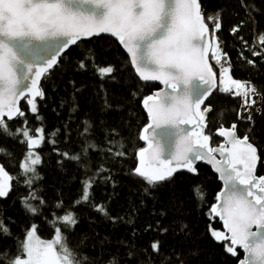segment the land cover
<instances>
[{
	"label": "snow or ice",
	"instance_id": "1",
	"mask_svg": "<svg viewBox=\"0 0 264 264\" xmlns=\"http://www.w3.org/2000/svg\"><path fill=\"white\" fill-rule=\"evenodd\" d=\"M241 5L247 11L244 0ZM207 20L212 23L215 39V32L221 27L220 16L210 14ZM236 31L239 26L233 29L234 33ZM102 33L110 34L123 45L141 80L160 81L169 89L143 102L150 123L142 128L138 139L145 141L147 147L139 150V166L132 170V175L146 185L145 194L170 180L178 171L198 175L197 161L210 164L223 181V190L216 196L217 203L210 208V215L219 217L227 229V234L212 229L210 235L218 242L228 241L225 250L233 257L240 256L238 248L243 250L244 256L238 264H264V177L255 174L260 158L249 139L251 129L240 137L235 123L228 129L221 124L217 135L226 139L227 146L216 147L210 146L211 135L205 133L206 114L211 108L206 106L201 110V105L212 87L201 88L198 82L214 85L215 73L207 59L209 48L213 46L209 44V27L200 0H0V136L14 140L25 149L22 162L16 165L19 172L15 176L17 185L22 182L28 190L27 195L21 197L25 214L41 215L46 206L43 197L33 190L34 181L41 179L36 166L42 163L41 154L35 150L45 143L37 105V98H45L40 81L47 79L49 71L59 63L58 57L69 46ZM244 43L248 47V42ZM253 44L257 47L252 54L260 56L264 51V34L255 36ZM35 45H49L43 49L46 56L42 64L26 58L32 55ZM223 55L217 41L212 51L217 64L221 63ZM88 63L101 80L111 78L115 71L112 65H98L91 50L78 66L83 70ZM225 64L227 60L220 68L224 85L220 90L230 93L235 88V95L242 97L243 104L250 110L259 94L254 87L233 79L230 64ZM22 98L28 113L38 122L34 128L28 127L26 113L19 107ZM237 117L240 119L241 113L238 112ZM17 118L21 123L10 128L9 121ZM247 120L251 123L250 114ZM161 129H174V132L161 133L158 131ZM89 132L90 125L85 122L81 135L87 137ZM161 135L175 137L167 154L158 139ZM55 137L56 132L47 134L46 142L52 151L78 162L83 157L81 192L74 203L89 205L115 222L116 218L109 215L104 204L95 203L92 193L97 176L106 171L100 165L89 175V153L97 145L86 139L81 152L69 156L60 153ZM105 151L116 158L126 155L123 143L116 140H109ZM217 155L222 159H217ZM12 156L10 149L0 145V157L11 160ZM13 180L14 176L0 166V198L8 197ZM193 196L203 200L199 186L193 188ZM56 207H63L62 202ZM57 220L52 226L54 239H41L36 226L30 225L24 239L20 240L11 231L10 225L14 222L0 215V240L15 241L14 254L11 248H0V264H94L89 256L69 243L68 233H73L79 222L76 214L66 210ZM253 226L256 231H252ZM186 227L181 225V231ZM149 249L150 255L139 260L129 248L126 258L134 264H154L152 257L155 256L159 264H171L167 254L161 252L160 241H152ZM149 249L138 251L148 252ZM107 264H121L118 253L110 254ZM175 264H183L179 256Z\"/></svg>",
	"mask_w": 264,
	"mask_h": 264
},
{
	"label": "trees",
	"instance_id": "2",
	"mask_svg": "<svg viewBox=\"0 0 264 264\" xmlns=\"http://www.w3.org/2000/svg\"><path fill=\"white\" fill-rule=\"evenodd\" d=\"M200 4L211 34L213 27L207 17L210 14L220 16L221 27L216 36L230 63L231 75L252 85L259 94L255 97V105L248 110L243 98L234 96L233 91L217 92L207 104L213 113L207 120L206 134L211 135V146L215 147L219 144L215 133L221 124L230 128L235 123L237 132L243 136L251 129L249 139L259 151L258 175L264 176V51L260 56L252 54L257 47L253 44L254 37L264 34V0H244L247 11L241 0H200ZM237 26L239 31L234 33ZM88 50L98 65L115 67L111 78L101 80L90 63L83 70L79 68L78 62ZM212 64L218 74L219 69ZM42 89L45 98H39L37 105L44 125L45 143L35 150L41 154L42 163L36 166L41 179L35 180L33 185V190L46 202L41 215H26L21 205V197L26 196L28 190L22 182L17 185L15 176L24 147L0 136V145L13 154L11 160L0 157L5 169L14 176L11 193L6 199L0 198V215L14 222L10 225L13 236L23 240L25 230L35 225L41 239H54L52 226L58 223L57 217L71 210L79 222L74 232L68 233L69 243L89 256L94 264H107L109 255L117 253L121 264H134L126 258L129 248L135 259L143 260L150 255L149 246L156 240L160 241L161 252L167 254L171 264H175L177 256L183 264H238L243 254L238 251L240 256H231L225 250L229 242H218L210 235V230L223 232V228L219 220L210 215L222 185L209 167L200 164L196 168L198 175L176 174L148 194H145L146 185L142 180L132 175L137 167V153L144 148L138 136L148 124L142 101L159 87L140 82L117 41L98 37L78 43L48 73L47 79H43ZM22 109L28 127H36L38 122L28 113L25 102ZM249 114L251 123L247 120ZM85 122L90 125L87 137L81 135ZM20 123L17 118L9 121V127L15 128ZM50 132H56V147L60 153L69 156L79 154L86 139L97 145L89 153V175L100 165L106 171L97 176L92 193L95 203L104 204L109 215L116 218L115 222L89 205L74 203L81 192L83 157L78 162L52 151L46 142ZM109 140L122 142L126 155L116 158L107 153ZM195 186L203 192V200L194 198ZM61 202L63 207H56ZM181 225L187 227L181 231ZM0 248H11L14 254L15 241L0 240ZM152 259L154 264H159L155 256Z\"/></svg>",
	"mask_w": 264,
	"mask_h": 264
},
{
	"label": "water",
	"instance_id": "3",
	"mask_svg": "<svg viewBox=\"0 0 264 264\" xmlns=\"http://www.w3.org/2000/svg\"><path fill=\"white\" fill-rule=\"evenodd\" d=\"M201 10H202V6H201ZM209 27V26H208ZM98 37H109V38H112V39H114L115 41H117V43H118V45L121 47V49L124 51V53L126 54V56L129 58V60H130V56H129V54L127 53V50L123 47V45H121L120 43H119V41L115 38V37H113V36H111L110 34H107V33H102V34H100L99 36H93V37H90V38H86V39H82L81 41H79L78 43H80V42H82V41H88V40H91V39H93V38H98ZM209 44L210 45H212L213 46V44H212V34H211V30H210V28H209ZM76 45H71V46H69L65 51H63L62 53H61V55L58 57V60H59V62H60V60H61V58L71 49V48H73V47H75ZM49 47V45H35L34 46V48H33V50H32V55H30V56H27L26 58H28V59H31L34 63H36V64H42L43 63V59L45 58V56H46V53L45 52H43V49H46V48H48ZM23 54V53H22ZM211 54H212V47H210L209 48V55H208V63H209V65L211 66V69H212V72L213 73H215V76H214V85H204L203 84V82L202 81H199L198 83L200 84V86H201V88H205V87H212V91H211V93L205 98V100H204V102H203V104L201 105V110H203L206 106H208L207 104H208V102L210 101V99L218 92V90H219V78H218V74L216 73V71H215V69H214V67H213V64H212V62H211ZM59 64V63H58ZM57 64V65H58ZM57 65L55 66V67H57ZM132 66V65H131ZM54 67V68H55ZM54 68H52L50 71H49V73L54 69ZM132 69H133V71L135 72V69H134V67L132 66ZM135 75L137 76V78L140 80V82L141 83H143V84H152V85H156V86H158L159 87V89L158 90H156L154 93H152L151 95H149V96H155L156 95V93H158V92H165V91H167V90H169V89H166V87H165V85H163L160 81H143V80H141L140 78H139V76H138V74L135 72ZM43 79L44 78H42L41 79V81H40V87L42 88V83H43ZM149 96H147L145 99H147ZM39 98H37V100H38ZM144 99V100H145ZM144 100L142 101V108H143V110L145 111V113H146V115H147V117H148V114H147V109L144 107ZM25 102V100L22 98L20 101H19V107L22 109V104ZM151 103V102H150ZM210 108H211V111H209L207 114H206V116H207V120H208V118H209V116L213 113V109H212V107L210 106ZM23 110V109H22ZM15 119H13V120H11V121H14ZM148 123H150V120H149V117H148ZM147 126V125H146ZM181 127H185V128H187V127H189L188 125H181ZM207 128H208V124H207ZM207 128L205 129V133L207 132ZM225 128V127H224ZM226 129H228V128H226ZM158 131H160L161 133H164V132H167V133H172V132H174V129H161V130H158ZM141 133H142V130H141ZM237 135H238V132H237ZM215 136L217 137V139H219L220 141H221V143H220V145H225V146H227V141H226V139L224 138V137H221V136H219V135H217V131H216V133H215ZM239 136V135H238ZM158 139H161V142H162V144H163V146H164V150H165V154H167L168 153V151L170 150V147H171V145L175 142V137L174 136H169V135H161L160 137H158ZM141 142H142V144L144 145V148H146L147 147V143L145 142V141H143V140H141ZM210 146H211V139H210ZM212 147V146H211ZM216 147V146H215ZM139 153V152H138ZM138 153H137V167L139 166V156H138ZM217 159H222V157H220L219 155H217ZM259 162V161H258ZM200 164H204L205 166H207V167H209L211 170H212V172L214 173V175L215 176H217L218 177V180H219V182L221 183V185H222V190H223V181L222 180H220L219 179V174L214 170V168L210 165V164H208V163H206V162H204L203 160H201V161H197L196 162V164H195V167L197 168ZM0 166H3L4 167V165L0 162ZM5 168V167H4ZM6 170V169H5ZM7 171V170H6ZM8 172V171H7ZM9 173V172H8ZM179 173H189V172H187V171H185V170H181V171H178V172H176L175 174H174V176L176 175V174H179ZM10 174V173H9ZM256 176L257 177H264V176H259L258 175V173H257V168H256ZM173 176V177H174ZM12 188H13V182H12ZM221 190V191H222ZM11 191H12V189H11ZM11 191L9 192V194L11 193ZM220 191V192H221ZM9 196V195H8ZM1 199H6V198H1ZM217 203V202H216ZM215 203V204H216ZM214 204V205H215ZM213 205V206H214ZM215 219H217V220H219V222L221 223V225H222V228H223V232L224 233H226L227 234V229L224 227V225H223V222L220 220V218L219 217H215ZM257 229H256V227L255 226H253V228H252V231H256ZM237 251H240L242 254H243V256H244V253H243V250L242 249H237Z\"/></svg>",
	"mask_w": 264,
	"mask_h": 264
},
{
	"label": "rangeland",
	"instance_id": "4",
	"mask_svg": "<svg viewBox=\"0 0 264 264\" xmlns=\"http://www.w3.org/2000/svg\"><path fill=\"white\" fill-rule=\"evenodd\" d=\"M218 41V39H217V36H216V32H215V39H213V33H212V44H213V47H212V51H213V48H214V46H215V43ZM218 43H219V41H218ZM219 48H220V45H219ZM220 50H221V48H220ZM221 52H222V50H221ZM223 53V52H222ZM211 60H212V62L216 65V67L219 69V72H218V78H219V90H218V92H223V91H221L220 89L224 86L223 84H221V71H220V68H221V64H224V62H225V60H227V58L223 55L222 56V58H221V63L220 64H217L216 63V61H215V59H213V56H212V54H211ZM228 61V60H227ZM230 63H229V61H228V64H225V66H228ZM231 67V66H230ZM230 75H231V73H230ZM232 76V75H231ZM232 78L233 79H235L233 76H232ZM235 80H237V79H235ZM237 81H240V82H244V81H241V80H237ZM245 83H247V82H245ZM248 85H250L249 83H247ZM251 87H253L252 85H250ZM231 93V92H230ZM233 93H234V96H236L235 95V88H233ZM236 97H238V96H236Z\"/></svg>",
	"mask_w": 264,
	"mask_h": 264
},
{
	"label": "flooded vegetation",
	"instance_id": "5",
	"mask_svg": "<svg viewBox=\"0 0 264 264\" xmlns=\"http://www.w3.org/2000/svg\"><path fill=\"white\" fill-rule=\"evenodd\" d=\"M238 135L240 136V137H243V135H240V133L238 132ZM220 143H221V141L219 140V144L218 145H220ZM254 144V143H253ZM218 145H216V146H218ZM254 146L257 148V146L254 144ZM213 147V146H212ZM257 151H258V148H257ZM258 155H259V151H258ZM259 162H257V173H258V167H259V163H260V159L258 160Z\"/></svg>",
	"mask_w": 264,
	"mask_h": 264
}]
</instances>
